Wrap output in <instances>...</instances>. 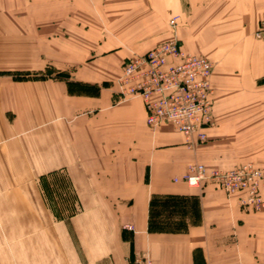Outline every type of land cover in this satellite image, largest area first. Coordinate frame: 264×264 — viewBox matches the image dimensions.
<instances>
[{"label": "crops", "instance_id": "crops-1", "mask_svg": "<svg viewBox=\"0 0 264 264\" xmlns=\"http://www.w3.org/2000/svg\"><path fill=\"white\" fill-rule=\"evenodd\" d=\"M35 3L0 0V235L44 234L13 246L29 264H264V208L175 181L264 170V0ZM173 37L215 62L214 124L191 149L118 93L123 63Z\"/></svg>", "mask_w": 264, "mask_h": 264}, {"label": "built area", "instance_id": "built-area-1", "mask_svg": "<svg viewBox=\"0 0 264 264\" xmlns=\"http://www.w3.org/2000/svg\"><path fill=\"white\" fill-rule=\"evenodd\" d=\"M177 24L178 17L170 19L172 29ZM214 67V60L187 53L179 39L173 37L123 64L117 80L118 93L124 99H142L148 127L156 131L165 123L172 125L191 149L207 141V129L214 124ZM175 181L191 188L210 184L229 196L239 195V206L246 212L264 208V170L253 163L228 170H209L195 163ZM129 264L155 263L149 256L137 253Z\"/></svg>", "mask_w": 264, "mask_h": 264}, {"label": "rangeland", "instance_id": "rangeland-1", "mask_svg": "<svg viewBox=\"0 0 264 264\" xmlns=\"http://www.w3.org/2000/svg\"><path fill=\"white\" fill-rule=\"evenodd\" d=\"M36 1L37 0H17V1L16 0H10V6L16 5L17 2H18V6H19V4H21V6H36L35 5ZM7 6H9L8 0H7ZM246 162H248V161H246ZM240 164H243V163H240ZM45 238H46V236L44 234H39V235H14V234L0 235V246H5L4 250H0V261L2 262V264H29L28 260L24 261L25 258H28V256H26V255H28L29 252L28 251L14 250L13 246L15 244H19V243L25 244V243H29V242H41V243L43 242L44 243Z\"/></svg>", "mask_w": 264, "mask_h": 264}]
</instances>
